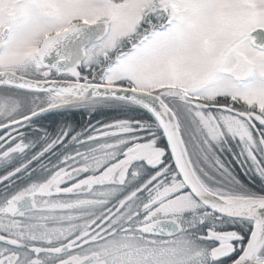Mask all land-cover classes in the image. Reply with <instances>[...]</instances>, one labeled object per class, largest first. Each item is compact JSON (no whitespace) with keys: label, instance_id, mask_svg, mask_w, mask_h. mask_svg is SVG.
<instances>
[{"label":"snow or ice","instance_id":"6c2138e0","mask_svg":"<svg viewBox=\"0 0 264 264\" xmlns=\"http://www.w3.org/2000/svg\"><path fill=\"white\" fill-rule=\"evenodd\" d=\"M0 264H264V0H0Z\"/></svg>","mask_w":264,"mask_h":264}]
</instances>
